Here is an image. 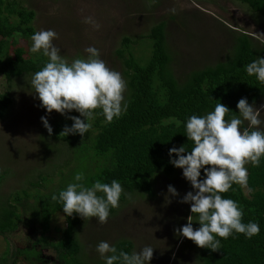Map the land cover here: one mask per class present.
Returning a JSON list of instances; mask_svg holds the SVG:
<instances>
[{"label": "trees", "instance_id": "16d2710c", "mask_svg": "<svg viewBox=\"0 0 264 264\" xmlns=\"http://www.w3.org/2000/svg\"><path fill=\"white\" fill-rule=\"evenodd\" d=\"M239 1L264 16V0ZM20 3L21 0H0V74L8 84V90L0 95V119L6 117L13 103L10 89L14 80L33 76L48 62L43 51L30 54L22 43L30 40L36 32V13ZM253 38L247 33L237 35L231 58L226 55L224 61L191 70L183 76H179L174 68L166 21H159L140 39L124 38L117 55L128 87L126 111L108 122L101 109L93 110L94 119L88 121L91 128L83 137L79 134L60 136L65 126H72L73 121L67 117L84 119L75 110L51 126L54 141L75 151L74 164L77 167L74 166L70 173L74 170L80 172L86 163L88 174L79 183L91 187L97 180L109 184L118 180L127 193L121 195L119 206L130 196L155 197L157 178L160 175L173 178L179 169L170 163V159L177 158L169 156L170 149L185 146L190 151L194 146L186 136V122L190 116H203L214 111L219 101L232 112L225 117L229 119L239 114L237 103L241 98L255 105L264 101V83L246 71V65L255 58H264V47L260 48ZM148 40L151 52L144 62L148 56L135 53L132 46ZM78 58L82 57L78 55ZM246 168L248 187L252 192L246 194L242 186L234 183L228 192L218 194L236 201L243 211L242 223H258L259 234L247 238L233 231L226 239L213 234L221 244L217 251L200 248L188 240L194 245L198 264H264V157L258 167L248 163ZM70 173L63 175L59 187L47 193H41L39 188L45 187L49 179L39 175V183L30 182L29 187L8 198L12 201L7 199L0 207V235L6 237L19 230L22 223L34 229L39 226L41 233L40 236L34 235L35 240L54 251L56 261L52 264H90L82 258L83 246L78 238V229L84 219L75 213L68 217L63 212V202L52 200L54 194L59 197V192L66 190L69 184L65 180ZM5 176L0 173V184ZM200 178H206L203 169ZM191 187L189 185V189ZM118 208L111 209L110 214H115ZM59 213L64 214L66 226L58 230L59 238L52 241L48 233L53 218ZM193 218L198 229V214ZM113 245L118 251L129 254L135 251V243L129 239H120ZM9 254L7 250L1 261L5 262ZM15 254L26 255V260L33 264H38L41 259L40 252L31 248ZM97 264H105V261Z\"/></svg>", "mask_w": 264, "mask_h": 264}, {"label": "rangeland", "instance_id": "374dc122", "mask_svg": "<svg viewBox=\"0 0 264 264\" xmlns=\"http://www.w3.org/2000/svg\"><path fill=\"white\" fill-rule=\"evenodd\" d=\"M20 4L35 11L36 32L51 29L58 34L53 44L69 63L78 55L86 59L89 54L85 49L95 47L100 59L111 70L119 72L125 81L124 68L117 55L123 39H140L159 21L167 22L174 68L179 76L224 61L226 55L231 58L234 37L241 33L253 37V33L264 34V16L239 0H21ZM87 18L92 22H85ZM254 38L260 48L264 47V42ZM22 43L31 54L33 41ZM132 49L142 57L148 56L145 62L151 52V42H138ZM32 78L24 76L14 80L10 89L13 103L6 117L0 119V173L6 175L0 184V207L14 193L29 187L28 183H39V175L49 179L45 187L39 188L41 193H47L59 187L63 175L77 167L75 151L55 142L44 127L41 117H46L52 126L63 115L55 111L49 114L41 106L31 85ZM7 90L6 79L0 74V95ZM127 98L128 87L124 100ZM261 105L264 101L256 104L257 108ZM260 119L264 121V111ZM247 126L245 121L243 127ZM260 128L264 130V123ZM85 164L78 172L84 177L88 174ZM70 174L65 183H77L75 170ZM169 185L176 189L178 196L172 197L168 193ZM189 185L183 170L178 169L173 178L164 175L157 178L155 197L130 196L115 214H110L107 223L101 224L95 217L85 219L78 229L84 262H104L96 251L101 241L113 245L120 239H129L135 243V251L145 246L154 248L149 264H198L194 245L175 234V230L182 228L192 215L190 204L180 202L189 191H194ZM192 222L193 228L197 229L194 218ZM65 226L64 214H57L48 233L52 241L59 238L58 230ZM40 233L39 226L34 229L22 223L16 233L6 237L0 235V257L6 250L13 252L15 244L23 247ZM51 252L49 258L56 255Z\"/></svg>", "mask_w": 264, "mask_h": 264}, {"label": "clouds", "instance_id": "9594fccd", "mask_svg": "<svg viewBox=\"0 0 264 264\" xmlns=\"http://www.w3.org/2000/svg\"><path fill=\"white\" fill-rule=\"evenodd\" d=\"M171 11L175 12V9ZM85 22H92L91 18ZM253 35L264 42V34ZM57 38L58 34L51 29L39 30L31 36L33 44L30 51L39 53L43 50V55L48 57L42 70L33 75L31 85L41 106L49 114L55 111L66 115L75 110L84 118L67 117L73 121L72 126H65L60 136L79 134L83 137L91 128L88 121L94 119L93 110L101 109L108 122L126 111L124 93L127 83L119 72L111 70L100 59L99 50L95 47L85 49L89 54L86 59L76 58L69 63L53 44ZM246 71L249 76L255 75L264 83V58H255L246 65ZM237 109L238 115L226 119V115L232 112L217 101L214 111L203 116H190L186 122V136L194 146L190 151L185 146L173 147L169 151L170 157H177L170 159V163L183 170V177L194 190L180 201L190 204L192 215L182 228L175 230V234L212 251L221 248L220 240L215 239L213 234L226 239L234 231L252 238L260 231L256 222L242 223L243 211L236 201L218 194L228 192L234 183L252 192L248 187L249 174L245 165L251 163L253 167H258L261 157H264V130L260 128L264 123L260 119L264 105L257 108L254 102L249 104L246 98H241ZM41 121L51 136L53 130L47 118L41 117ZM245 121L248 126L242 128ZM202 169L205 179L200 178ZM83 179L84 174L77 173V183H70L66 190L59 192V197L54 194L52 200L63 202V212L68 217L75 213L84 220L95 217L99 223H107L110 210L118 208L121 195L127 193H124L118 180H112L110 184L97 180L87 187L79 183ZM168 193L172 197L179 195L171 185L168 186ZM194 214H198V229L192 226ZM96 251L105 264H149L154 248L145 246L129 254L101 241Z\"/></svg>", "mask_w": 264, "mask_h": 264}, {"label": "flooded vegetation", "instance_id": "af4514ba", "mask_svg": "<svg viewBox=\"0 0 264 264\" xmlns=\"http://www.w3.org/2000/svg\"><path fill=\"white\" fill-rule=\"evenodd\" d=\"M17 231H15L13 233H16ZM35 239L36 238L28 240L26 242L27 244L23 247H20L19 245L16 246L17 244H15L14 251L13 252L9 251L10 252L9 257L5 262L1 261V258L3 255L0 257V264H33V263H30L26 260V255L19 256V255L15 254V252H19L21 250H26V248L35 249V250L40 252V254H41L40 258L41 259L38 262V264H52L53 262L55 263L56 256H52L53 258H49V256H51L49 253L52 251L51 252V254H52V253H54V251L51 248L49 249L48 247H42L38 242H36Z\"/></svg>", "mask_w": 264, "mask_h": 264}]
</instances>
